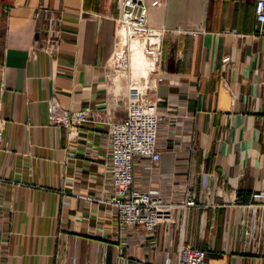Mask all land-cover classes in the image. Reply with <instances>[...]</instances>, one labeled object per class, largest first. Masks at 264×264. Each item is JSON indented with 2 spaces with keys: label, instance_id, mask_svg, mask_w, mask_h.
I'll return each instance as SVG.
<instances>
[{
  "label": "crops",
  "instance_id": "1",
  "mask_svg": "<svg viewBox=\"0 0 264 264\" xmlns=\"http://www.w3.org/2000/svg\"><path fill=\"white\" fill-rule=\"evenodd\" d=\"M255 1L143 0L147 25L162 30L150 95L157 110L177 114L175 135L158 134L157 170L171 175L174 192H194L193 206L146 233L120 229L115 209L97 200L112 190L107 125L71 130L46 113L54 97L97 121L119 119L127 89L144 93L143 80L108 73L116 0H0V264H173L181 245L204 250L206 264H264V204L251 201L264 192V24L258 32ZM39 4L56 19L49 52L45 15L33 16ZM201 173L209 193L199 192ZM133 176L142 183L137 167Z\"/></svg>",
  "mask_w": 264,
  "mask_h": 264
},
{
  "label": "built area",
  "instance_id": "2",
  "mask_svg": "<svg viewBox=\"0 0 264 264\" xmlns=\"http://www.w3.org/2000/svg\"><path fill=\"white\" fill-rule=\"evenodd\" d=\"M117 17L116 32L110 53V63H107L108 73L126 72L128 56L126 47L116 49L117 33L122 30L128 37L138 38L142 42L143 53L149 61L145 77L142 78L144 93L128 88L122 98L124 115L119 119L97 121L96 116L88 108L65 110L58 106L54 97L46 103V113L49 123L74 130L87 121L102 122L107 125L106 144L108 153L104 161V181L111 185L112 190L97 196V200L115 209V220L120 229L140 227L146 233H152L156 226L171 222L174 212L194 205V192L186 186L180 192L173 191L172 183L167 180L171 175L157 170L160 150L157 148L158 134L162 131L167 135H175L176 113L167 106L163 111L157 110L158 98L150 94L155 83L160 80L155 62L162 30L150 27L146 23L147 7L143 0H116ZM258 32L264 24V0H256L253 7ZM45 15V39L41 49L51 50V35L54 33L55 20L51 12L39 4L34 10V18ZM154 73V75H153ZM153 75V76H152ZM180 107V105H178ZM185 108V107H184ZM93 113V114H92ZM190 117L188 111L182 113ZM94 120H93V119ZM3 120L0 118V141L2 138ZM174 139V138H173ZM182 145L174 143L170 150L177 156ZM191 147H188L190 150ZM141 173L139 185H134L133 169ZM207 173L199 176V192L209 193ZM251 201L264 204V192L253 193ZM253 205V204H252ZM204 250L188 245L178 246L173 264H206ZM123 264H155L143 260L131 263L123 260Z\"/></svg>",
  "mask_w": 264,
  "mask_h": 264
},
{
  "label": "bare ground",
  "instance_id": "3",
  "mask_svg": "<svg viewBox=\"0 0 264 264\" xmlns=\"http://www.w3.org/2000/svg\"><path fill=\"white\" fill-rule=\"evenodd\" d=\"M118 35V33H117ZM129 38L123 33L122 30H120L119 32V37H118V42H117V49L118 48H123L124 46L127 47L129 44ZM141 54L143 56V59H146V56L143 53V48H142V44H141ZM131 52V51H130ZM138 54V53H137ZM134 54H130L127 55L128 56V63H129V69H130V74L131 77L134 78V80H139L140 78L145 77L148 66H149V62L146 66V68L144 69V64L142 63V56H137Z\"/></svg>",
  "mask_w": 264,
  "mask_h": 264
},
{
  "label": "rangeland",
  "instance_id": "4",
  "mask_svg": "<svg viewBox=\"0 0 264 264\" xmlns=\"http://www.w3.org/2000/svg\"><path fill=\"white\" fill-rule=\"evenodd\" d=\"M141 44H142V42L138 39V38H132L131 37V42H130V44L126 47V51H127V54H129V53H133V54H135L136 55V53H138L140 56H142V54H141V51H142V49H141ZM131 51V52H130ZM142 58V63L144 64V69L146 68V66H147V64H148V60H146V59H143V56L141 57ZM129 68L127 69V71L126 72H124V73H127V78L131 81H135V82H140V80H142V78H140L139 80L137 79V80H133L130 76H128V73H129ZM135 82H132L130 85H128V86H131V87H137V86H139V84L138 83H135Z\"/></svg>",
  "mask_w": 264,
  "mask_h": 264
}]
</instances>
